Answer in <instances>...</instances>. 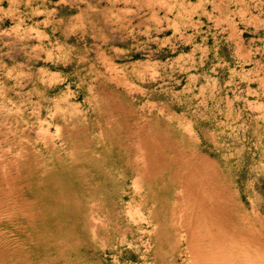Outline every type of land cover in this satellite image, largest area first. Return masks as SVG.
Listing matches in <instances>:
<instances>
[{"label": "rangeland", "instance_id": "1", "mask_svg": "<svg viewBox=\"0 0 264 264\" xmlns=\"http://www.w3.org/2000/svg\"><path fill=\"white\" fill-rule=\"evenodd\" d=\"M0 264H264V0H0Z\"/></svg>", "mask_w": 264, "mask_h": 264}]
</instances>
